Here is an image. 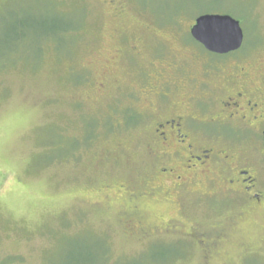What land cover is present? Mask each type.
Returning a JSON list of instances; mask_svg holds the SVG:
<instances>
[{
    "label": "rangeland",
    "instance_id": "rangeland-1",
    "mask_svg": "<svg viewBox=\"0 0 264 264\" xmlns=\"http://www.w3.org/2000/svg\"><path fill=\"white\" fill-rule=\"evenodd\" d=\"M202 14L239 20L241 49L194 40ZM238 68L260 84L264 0H0V264H264V209L207 203L228 229L197 244L211 215L146 153L165 117L223 118Z\"/></svg>",
    "mask_w": 264,
    "mask_h": 264
},
{
    "label": "flooded vegetation",
    "instance_id": "flooded-vegetation-1",
    "mask_svg": "<svg viewBox=\"0 0 264 264\" xmlns=\"http://www.w3.org/2000/svg\"><path fill=\"white\" fill-rule=\"evenodd\" d=\"M237 70L240 74L229 75L232 92L220 100L223 118L165 117L148 130L151 143L147 147L151 145L146 153L152 168L176 189L186 205L197 204L211 215L207 227L195 223L191 226L195 233L186 234L197 244L202 238L218 240L221 231L228 229L223 222L230 211H219L222 208L215 209L207 203L226 202L231 210L264 209V179L254 156H247L241 148L257 145L264 155V74L260 84L254 86L245 68ZM209 104L200 105L201 111L218 106V102ZM209 125L218 127L211 129ZM199 182L215 190L207 195L190 191ZM129 225L140 227L132 219Z\"/></svg>",
    "mask_w": 264,
    "mask_h": 264
},
{
    "label": "water",
    "instance_id": "water-1",
    "mask_svg": "<svg viewBox=\"0 0 264 264\" xmlns=\"http://www.w3.org/2000/svg\"><path fill=\"white\" fill-rule=\"evenodd\" d=\"M191 36L207 51L228 54L244 43V31L239 20L229 14H202L191 27Z\"/></svg>",
    "mask_w": 264,
    "mask_h": 264
}]
</instances>
